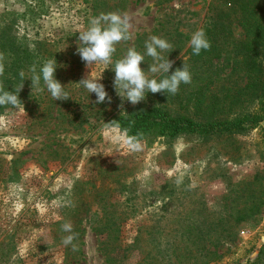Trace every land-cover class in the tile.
Masks as SVG:
<instances>
[{"label": "rangeland", "instance_id": "rangeland-1", "mask_svg": "<svg viewBox=\"0 0 264 264\" xmlns=\"http://www.w3.org/2000/svg\"><path fill=\"white\" fill-rule=\"evenodd\" d=\"M252 3L264 6V0H0V31L9 27L35 56L27 69L37 64L39 71L43 58H55V78L69 94L67 101L52 99L46 105L47 98L43 95L39 102L38 92L27 83L23 106L0 114V264H106L99 251L105 242L100 232L117 230L124 247L133 244L137 228L152 215H184L197 201L222 214L229 210L234 183L242 180L249 182L253 197L247 203L244 197L239 207L254 201L258 211L235 240L218 245L219 258L209 264L253 262L259 249L257 264H264V120L231 136L186 130L175 136L151 134L139 140V151L128 148L125 132L104 127L109 117L153 108L171 117L188 116L193 109L190 92L207 83L208 76L214 82L209 97L222 99L227 107L229 90L243 88L246 75L225 52L210 63L191 58L189 40L201 28L224 48L243 40L240 20L246 11L241 12V5L248 4V10ZM113 12L127 14L132 25L130 39L116 45L113 62L129 47L144 54L145 41L156 35L173 45L172 52L164 53L174 61L169 75L185 63L191 83L181 84L176 95L148 93L135 106L122 101L113 86L114 71H104L102 65L88 68L77 54L79 32L92 18ZM259 16L257 12L252 19ZM37 42L48 43L45 53L37 50ZM151 63L145 55L140 67L147 71ZM90 73L94 78L102 73L99 82L110 104L107 99L95 104L96 95L76 84ZM207 103L204 115L212 112ZM69 221L77 234L75 250L62 243L69 233L61 225ZM144 246L125 252L120 264H140Z\"/></svg>", "mask_w": 264, "mask_h": 264}, {"label": "trees", "instance_id": "trees-1", "mask_svg": "<svg viewBox=\"0 0 264 264\" xmlns=\"http://www.w3.org/2000/svg\"><path fill=\"white\" fill-rule=\"evenodd\" d=\"M247 6L248 4L241 5V12L246 11V14L244 13L242 16L245 19L240 20V25L244 28L245 33L243 40L235 39L230 42L227 48H224V45L213 44L212 40L208 38L211 43L210 50L202 51L200 55H193L192 49L189 52L191 58L197 61L202 58L203 63L208 61L210 63L213 58H218L221 52H225L246 75L247 82L243 88L229 90L233 93L227 107H223L222 99H218L214 95L209 97L208 93L212 91L211 85L214 82L211 76H208L207 83L190 92L193 109L192 114H188V116L171 117L166 111L153 108L146 112L112 116L107 119L106 123L117 121L116 125L112 127L125 132L126 138L138 136L139 140L145 139L151 134L175 136L184 130L203 135L231 136L254 129L264 120V6L252 3L248 10ZM257 12L260 16L252 19ZM9 31L7 26L0 31V53L4 55L5 64V72L0 77V82L3 83L6 90H16L22 83L20 71H24L25 79L31 77L32 73L30 72L28 75L27 66L33 63L35 56ZM208 34L212 35V31ZM35 44L38 51L44 49L41 52H46L47 42ZM115 56L116 53L113 57ZM43 59L47 60V58ZM27 83H31V80L24 81V87L19 93L22 103L28 96L25 88ZM37 95L39 102L43 95L44 99L47 98L44 101L46 105L52 101L51 95L46 90L42 93L38 92ZM207 101L206 109L209 108L213 113L204 115L201 110ZM12 108L11 105L0 107V114ZM219 111L226 114L231 113V117H228L229 114L225 117L223 114L216 115L214 113ZM234 187L233 197H223L231 199L229 205L226 204L228 211L222 214L211 213L206 210L203 203L197 201L193 208L184 215H180V213L152 215V218L143 221L137 228L132 245L123 247L122 243L118 241L120 236L118 235L117 238L116 234L119 233L117 230L113 231L107 228L100 232L99 236H105V242L99 246V251L105 257V263L120 264L121 259L125 257L124 253L137 248L140 244H145L140 264H162L165 260L171 264H209L215 258L218 259L219 255L216 252L218 245L225 241L235 240L240 229L246 225L259 208V204L254 201L248 206L239 207V203L243 201L244 197H246L244 203L253 197L248 188V181L242 180L234 183ZM246 190L249 191L246 192ZM169 194L167 193V195ZM164 206L167 207L168 204H164ZM197 209H199V213ZM123 218L125 219V217ZM197 220H200L198 226L193 224L197 223ZM119 253L122 254L119 256L117 255ZM261 255L262 250L259 249L253 262L248 259L245 264H257Z\"/></svg>", "mask_w": 264, "mask_h": 264}, {"label": "clouds", "instance_id": "clouds-1", "mask_svg": "<svg viewBox=\"0 0 264 264\" xmlns=\"http://www.w3.org/2000/svg\"><path fill=\"white\" fill-rule=\"evenodd\" d=\"M131 28L132 25L127 14L102 13L90 20L86 30L79 32L77 54L88 68L92 65H102L104 71L111 68L115 73L113 86L117 95L122 101L126 100L133 106L145 101L148 93L176 95L181 84L191 83V72L185 63H183L182 68H177L169 75L174 61L169 60L164 53L172 52L173 45L166 39L156 35L150 36L145 41L146 52L144 54L137 51L135 47H129L122 58L113 62V56L117 50L116 45L130 39ZM189 46L193 55H200L202 51L210 50L211 43L203 28L192 33ZM145 55L152 59L147 71H143L140 67L141 63L145 61ZM37 67V64H33L29 69L32 73L31 77L28 78L31 80L32 91L42 93L46 90L54 101L69 100V94L65 90L66 86L55 78L58 67L55 58L45 60L39 65V71ZM4 72V55L0 53V77L4 75ZM102 73L98 78L91 77L90 73L76 83L89 94L94 93L96 95L95 104L97 105L104 103L106 99L109 104L112 102L105 86L99 82L103 78ZM158 74L162 76L159 80L155 78ZM19 75L22 83L16 90H6L3 83L0 82V107L11 105L19 110L23 106L19 93L24 87V81L28 79H25L23 70L20 71ZM119 107L123 110V103ZM121 113L127 114L124 111H121ZM116 122L104 123V127L110 128L116 125ZM125 143L130 150H141L142 145L138 136L128 137ZM84 150L89 151L90 149L85 148ZM180 182L179 179L176 181L177 184ZM61 230L69 233V235L62 238V243L65 246L72 245L73 250H75L73 241L77 239V234L73 231L72 223L70 221L63 223Z\"/></svg>", "mask_w": 264, "mask_h": 264}]
</instances>
